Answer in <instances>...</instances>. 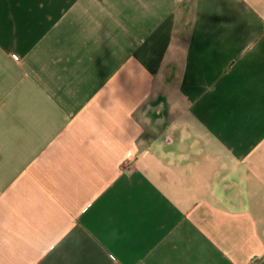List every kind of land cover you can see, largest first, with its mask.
<instances>
[{"label": "crops", "instance_id": "obj_1", "mask_svg": "<svg viewBox=\"0 0 264 264\" xmlns=\"http://www.w3.org/2000/svg\"><path fill=\"white\" fill-rule=\"evenodd\" d=\"M0 264H264V0H0Z\"/></svg>", "mask_w": 264, "mask_h": 264}, {"label": "built area", "instance_id": "obj_2", "mask_svg": "<svg viewBox=\"0 0 264 264\" xmlns=\"http://www.w3.org/2000/svg\"><path fill=\"white\" fill-rule=\"evenodd\" d=\"M158 82L160 83V80Z\"/></svg>", "mask_w": 264, "mask_h": 264}]
</instances>
